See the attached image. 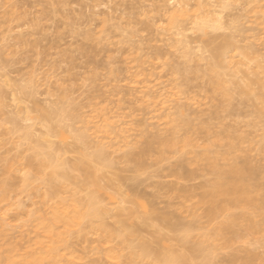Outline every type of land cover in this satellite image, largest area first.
I'll list each match as a JSON object with an SVG mask.
<instances>
[{"label": "clouds", "instance_id": "1", "mask_svg": "<svg viewBox=\"0 0 264 264\" xmlns=\"http://www.w3.org/2000/svg\"><path fill=\"white\" fill-rule=\"evenodd\" d=\"M0 264H264V0H0Z\"/></svg>", "mask_w": 264, "mask_h": 264}, {"label": "rangeland", "instance_id": "2", "mask_svg": "<svg viewBox=\"0 0 264 264\" xmlns=\"http://www.w3.org/2000/svg\"><path fill=\"white\" fill-rule=\"evenodd\" d=\"M33 0H14V7L16 10L20 11L22 14V11L26 8H30L32 6ZM23 26V23L20 25ZM51 42V41H49Z\"/></svg>", "mask_w": 264, "mask_h": 264}]
</instances>
